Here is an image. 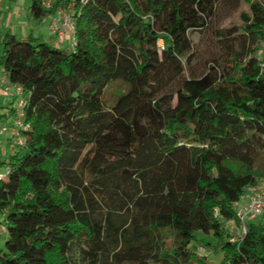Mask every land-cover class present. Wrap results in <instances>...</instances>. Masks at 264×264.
I'll list each match as a JSON object with an SVG mask.
<instances>
[{
  "label": "trees",
  "instance_id": "16d2710c",
  "mask_svg": "<svg viewBox=\"0 0 264 264\" xmlns=\"http://www.w3.org/2000/svg\"><path fill=\"white\" fill-rule=\"evenodd\" d=\"M244 3L240 23L217 24ZM64 12L70 49L0 40L29 127L0 159V264H211L197 233L222 264H264L263 221L233 235L264 178V0H30L33 19ZM207 32L220 54L198 72L192 35ZM115 84L127 91L108 106Z\"/></svg>",
  "mask_w": 264,
  "mask_h": 264
},
{
  "label": "rangeland",
  "instance_id": "374dc122",
  "mask_svg": "<svg viewBox=\"0 0 264 264\" xmlns=\"http://www.w3.org/2000/svg\"><path fill=\"white\" fill-rule=\"evenodd\" d=\"M29 7H30V0H0V40H3L9 33L17 32L16 29L19 25L22 27L25 26L27 28L28 36L32 35L35 38H40L43 41H47L48 43H52L49 40V32H48V23L50 19H45L44 23H41L39 20L33 19L30 17L29 14ZM242 10H247V6L244 3L240 9H231L227 6H223L220 10L221 16L219 17L218 25L222 27H229L233 24L240 23L239 14ZM69 13V12H67ZM20 21V22H19ZM13 29V30H11ZM31 29H34L32 31ZM50 30V29H49ZM13 31V32H12ZM51 32V30H50ZM18 38H22V34L17 32ZM192 39L197 51V57L195 60V69L198 72H202L207 62L214 58L219 52V49L216 43L213 41L209 32L203 34L196 33L192 35ZM62 49H70L71 48V41L67 39L65 43L61 44ZM1 69V68H0ZM2 91L4 92V86L0 84ZM127 88L121 84H115L110 89L107 90L105 94V100L108 106H112L119 93L126 92ZM5 99L2 98V93H0V121H7L6 117H2L4 112L12 109L13 105L9 104L8 109L6 110V106L4 105ZM17 101L14 104L16 107ZM11 118V117H10ZM12 119V124L14 123V118ZM2 123H0L1 125ZM11 124V125H12ZM14 139V138H13ZM16 141H12L13 150L9 153L13 155L14 153L19 151V148L16 146ZM7 146V142L3 141L0 145V155L5 150ZM1 159V158H0ZM6 167H0V173L5 172ZM4 228V231L7 227L6 215L0 213V228ZM234 239L238 238L237 232H234ZM197 241L193 242L192 249L195 251H199L200 254H208L209 255V262L211 264H222L223 255H210L204 248H200L201 245L205 246L208 242L212 241L211 236H205L202 233H197ZM7 235L4 232V236L0 237V249H4L6 243Z\"/></svg>",
  "mask_w": 264,
  "mask_h": 264
},
{
  "label": "built area",
  "instance_id": "2783aa9c",
  "mask_svg": "<svg viewBox=\"0 0 264 264\" xmlns=\"http://www.w3.org/2000/svg\"><path fill=\"white\" fill-rule=\"evenodd\" d=\"M50 4L51 0H44L45 6H50ZM50 30L51 33L57 37L58 41L63 42L70 39L72 46L76 44V25L71 14L64 12L58 18H54L50 25ZM1 83L4 86L3 89L5 94H13L16 98H18V115L14 120L12 131L16 141V146L19 149H22L25 147L27 139L21 131L29 128L24 122L25 113L23 110L24 100L22 99V89L10 84L7 78H4ZM9 131L8 127L0 126V136ZM9 172L10 169L6 168L5 172L0 173V180L5 178ZM237 216L239 219V226L236 230L238 238H243L247 234L248 223L257 220L264 222V178L246 189L238 205ZM228 226L233 228L232 223H228ZM3 231L4 229L0 228V232Z\"/></svg>",
  "mask_w": 264,
  "mask_h": 264
},
{
  "label": "crops",
  "instance_id": "0c3cea01",
  "mask_svg": "<svg viewBox=\"0 0 264 264\" xmlns=\"http://www.w3.org/2000/svg\"><path fill=\"white\" fill-rule=\"evenodd\" d=\"M60 16V13L59 14H57L56 15V17L58 18ZM56 17H52V18H49L50 19V21H49V23H48V32H49V40L53 43V44H63V43H65L66 41H63V42H59L58 40H57V38H56V36H54V35H52L51 34V32H50V25H51V23H52V21H53V19L54 18H56ZM41 23H44V20H39ZM20 22V21H19ZM11 30H13V29H11ZM32 31H34V29H31ZM16 31L17 32H19V33H21L22 34V37H27L28 36V32H27V28L25 27V26H21V25H19L18 27H17V29H16ZM13 32V31H12ZM17 32L15 33V32H13V34H15V35H17ZM18 36V35H17ZM71 41V40H70ZM4 78H6V76H5V74L3 73V71L0 69V84H1V86H2V80L4 79ZM0 93H2V98H4L5 99V102H4V105L6 106V109H5V111L6 110H9L8 109V105L10 104H12V102H14V98H13V96L12 95H7V94H5L3 91H2V89H1V87H0ZM5 114H8L7 113V111L6 112H4ZM4 115V114H3ZM2 117H4V116H2ZM6 119H7V121H0V123H2L0 126H6V127H8L9 128V132H7V133H5L4 135H2V136H0V142L2 143L3 141H6L7 142V146H6V148H5V150L6 151H4L3 153H2V155H0V158L1 159H6V158H8L9 156H10V152L13 150V144H12V141L13 140H15V138H14V136H13V124H12V119L10 118V117H6ZM12 124V125H11ZM14 138V139H13ZM1 229H4L3 227L1 228ZM4 232L5 231H3V232H0V237L2 238L3 236H4Z\"/></svg>",
  "mask_w": 264,
  "mask_h": 264
}]
</instances>
